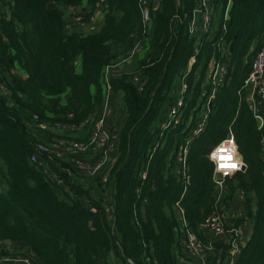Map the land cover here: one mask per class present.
Masks as SVG:
<instances>
[{
    "label": "trees",
    "instance_id": "obj_1",
    "mask_svg": "<svg viewBox=\"0 0 264 264\" xmlns=\"http://www.w3.org/2000/svg\"><path fill=\"white\" fill-rule=\"evenodd\" d=\"M51 1L57 6L48 8ZM199 1L158 0L159 8L151 1L152 20L144 24L141 0H0L1 240L24 244L36 264H188L180 260V217L206 237L201 223L217 192L208 154L231 132L247 171L227 179L225 200L242 189L256 202L236 264H264L262 132L243 86L264 38V0H233L225 32L214 27L213 10H225L231 0H210V30L192 32ZM100 12L101 26L88 28ZM222 32L233 42L229 76L210 107L211 87L204 90L201 75ZM139 41L146 51L107 76ZM106 79L126 114L111 161L86 175L73 158L92 161L98 152L74 154L56 139L88 137L105 105ZM180 99L185 104L173 114ZM199 105L208 121L193 136ZM62 127L86 133L74 136ZM2 246L0 254H7Z\"/></svg>",
    "mask_w": 264,
    "mask_h": 264
},
{
    "label": "built area",
    "instance_id": "obj_2",
    "mask_svg": "<svg viewBox=\"0 0 264 264\" xmlns=\"http://www.w3.org/2000/svg\"><path fill=\"white\" fill-rule=\"evenodd\" d=\"M231 2V1H230ZM151 0H141V8L143 13V22L144 24H149L152 20V9L150 7ZM210 0H200L199 6L196 9L197 15L194 17V20L191 24V31L196 32L202 28L205 32L209 31L212 25V14L210 8ZM156 7V6H155ZM157 8V7H156ZM155 8V9H156ZM76 11L74 10L73 13ZM93 17V19H95ZM76 21H81L80 16H76ZM69 28L71 24L67 25ZM225 29V28H224ZM143 42L139 41L137 44L116 64L108 67V73L111 69L121 66L123 63L128 62L131 58L135 56V53L144 48ZM219 49L221 53L222 48ZM195 60V58H192ZM215 62L212 69V74L210 76L209 85L211 87L209 99L207 105L211 103V99L214 98L217 89L220 87L222 78L225 77L227 72L226 65L220 61ZM220 62V63H219ZM264 38L263 42L255 54V57L252 62V68L244 80L243 86L246 88L251 87V91L248 95V101L252 106L254 111L255 118L261 120L260 130H264ZM107 93L105 99V105L103 107L100 117L95 121V124L92 125L90 133L86 139L83 140H69V139H56V141L67 144V149L74 154H82L89 152L93 149L100 150L97 157L94 160L90 161L87 159L78 158L77 162L79 166L87 171L89 175H97L103 166H106L111 161V152L116 146V141L118 138L117 130H109L106 127V117L109 114L111 109V85L109 80L106 79ZM140 88H143L141 86ZM7 92V91H6ZM207 92V91H206ZM205 96V95H204ZM184 101L180 99L178 104L173 106V114L178 112L183 106ZM206 109H201L199 117L196 120V125L192 129L193 136L199 135L204 131L205 125L208 121ZM171 121L164 124L167 127ZM67 129L69 127H62ZM229 136L234 137L231 132L225 138ZM224 138V139H225ZM191 139H187V145L183 149V156L189 152V143ZM236 141V140H235ZM56 144V142H55ZM57 146V144H56ZM261 150L264 152V138L261 140ZM181 154V155H182ZM180 155L179 160L182 159ZM1 159V156H0ZM32 160H37L35 157ZM43 164V162H39ZM246 170H240L237 172H246ZM46 174L57 184H62L61 179L47 168L45 169ZM237 172L227 177H220L214 170V182L216 184L217 192L216 198L214 200L213 208L208 217L201 223V229L209 233V236L206 238L200 236L193 229L188 228V223L185 218L180 217V221L185 227L186 233L183 239L184 245L186 246L188 252L193 256L195 264H236V256L243 251L246 246L244 241L241 229L237 226L232 228L226 227L225 218L230 214V204L226 202V181L228 178H232ZM145 176V174H144ZM222 181V183L220 182ZM227 238V241L225 238ZM220 239L223 242V245L220 249H217L213 241ZM0 264H36L34 260L25 253H7L0 254Z\"/></svg>",
    "mask_w": 264,
    "mask_h": 264
},
{
    "label": "crops",
    "instance_id": "obj_3",
    "mask_svg": "<svg viewBox=\"0 0 264 264\" xmlns=\"http://www.w3.org/2000/svg\"><path fill=\"white\" fill-rule=\"evenodd\" d=\"M153 3H155V6L157 8L158 7V0H151ZM233 0H231V3L225 7L224 10V6L221 5L220 7V11L219 10H213V16L215 18V22L218 20L219 24L221 25V29L223 28L224 32L225 30H227V21L229 20L230 14H229V10L232 6ZM226 12V13H225ZM103 13H99L95 19H93L89 25L87 26L88 28L94 29V28H99V26H101V24L103 23ZM67 19L70 21H73L71 18V15L69 13H67ZM86 27V28H87ZM225 28V29H224ZM200 32V37L205 34V33H201ZM213 34V33H211ZM210 36L213 38L214 34ZM222 32V36H221V41L217 44V50H216V56H213L207 65L206 71L203 75L204 78V90L206 89V86H209V80L207 81V75H208V71L211 68V66L214 67V63L219 61L218 59H220L221 62H223L226 67H227V72L225 74V77L222 78V82L220 87L222 86L224 80L225 82L228 80V76H229V61L231 59V54H232V50L233 47L231 49V46H233V42H228L226 39V34H224ZM221 42H222V52H219V49L221 48ZM133 63L130 62V65ZM220 63V62H219ZM191 62L189 63V69L191 68ZM127 65V64H126ZM126 65L119 67V69H113V70H122L123 67H125ZM129 65V64H128ZM127 67V66H126ZM212 72V69H211ZM198 77H200V74L197 75ZM198 78H196L197 80ZM264 81V78H263ZM224 82V83H225ZM187 87V81L185 80V78H183V82L181 84V92L183 91V89ZM246 88V87H245ZM247 89V94L249 95V92L251 91V87L246 88ZM203 93L205 94V91H203ZM201 93V94H203ZM201 97V96H199ZM110 98H111V109L109 111V114L106 117V127L109 130H120V127L122 125V122L124 120L125 114H126V110H125V105H123L121 103V96H119V98L116 99V97L114 96V93L111 91L110 92ZM184 111L186 112V108L184 109ZM264 129V128H263ZM61 132H65V133H69L71 135L74 136H82L83 134L86 133L85 129L82 128H67V129H61ZM262 132V138H264V130H261ZM261 138V140H262ZM99 154L100 150L98 149H93L89 152H85L83 153V155H85L86 157L91 158L92 155H94L95 153ZM262 154L264 155V152H262ZM73 162L75 164V167L83 174L88 175L87 171L83 168H81L77 162V160L75 158H73ZM105 166L102 167V169ZM101 169V170H102ZM252 198V200H250V198ZM230 211H233V217L232 221L234 222L235 226L238 225L237 227H239L243 232H245L246 234V239L247 241L249 240L252 230H253V226H254V214H255V208H256V202H255V197L253 193H247L246 191L242 190V189H238L232 196L231 201H230ZM232 205V206H231ZM235 209V210H234ZM239 219H244L243 223H237ZM181 223V222H180ZM181 230L182 232H180V235L178 236V238H180L181 243H182V250L184 252V254L180 255V260L184 263H188V264H193V262L195 261L193 256L188 252L186 246L184 245L183 239L185 237V227L183 226V224H180ZM203 233L206 237L209 236V233L205 230H203ZM225 238V237H224ZM227 241V238H225ZM2 247L8 251V253H16L17 251H22V253L25 254H30L32 256H34L33 254L30 253L29 249L24 245V244H20L17 242H12L11 244H9L7 241H3L2 240ZM181 248V245H180ZM179 248V249H180Z\"/></svg>",
    "mask_w": 264,
    "mask_h": 264
},
{
    "label": "clouds",
    "instance_id": "obj_4",
    "mask_svg": "<svg viewBox=\"0 0 264 264\" xmlns=\"http://www.w3.org/2000/svg\"><path fill=\"white\" fill-rule=\"evenodd\" d=\"M208 159L220 177L230 176L237 171L246 170L247 167L235 138L231 136L219 141L208 154ZM129 264H132L131 260Z\"/></svg>",
    "mask_w": 264,
    "mask_h": 264
},
{
    "label": "rangeland",
    "instance_id": "obj_5",
    "mask_svg": "<svg viewBox=\"0 0 264 264\" xmlns=\"http://www.w3.org/2000/svg\"><path fill=\"white\" fill-rule=\"evenodd\" d=\"M219 11H220V8H219ZM219 26H220V24H219V22H218V20L215 22V28L217 29V28H219ZM146 46H144V48H145ZM147 48V47H146ZM146 48H145V51H146ZM144 51V52H145ZM211 69H213V66H211V68L209 69V71H208V75H207V81L209 80V78H210V76H211ZM205 94L203 93V94H201L200 96L201 97H203ZM210 95V94H209ZM210 98V97H209ZM196 108H200V110L201 109H203L202 108V106L201 105H199V106H197ZM172 112H173V110H172ZM191 117H193V114H191L190 115ZM168 117H169V115H168ZM236 183H237V180H236ZM232 206V205H231ZM235 210V209H234ZM229 215L225 218V221H226V227L227 228H232V227H235V224H234V222L232 221V218H234L233 217V211H229ZM241 234H242V237H243V239H244V241L247 243V239H246V234H245V232H243L242 230H241ZM226 240V239H225ZM240 255H242V251L239 253Z\"/></svg>",
    "mask_w": 264,
    "mask_h": 264
},
{
    "label": "water",
    "instance_id": "obj_6",
    "mask_svg": "<svg viewBox=\"0 0 264 264\" xmlns=\"http://www.w3.org/2000/svg\"><path fill=\"white\" fill-rule=\"evenodd\" d=\"M55 6H57V2H55V1H51V2L48 4V8H53V7H55ZM232 47H233V46H231V49H232ZM211 104H212V103H210V107H211ZM256 123H257V126H260V124H261V120H260L259 118H256ZM245 178H246V180H247L248 183H251V182H252V179H251V177H250L249 174H246ZM7 242H8L9 244L12 243L11 240H9V241H7ZM1 243H2V240L0 239V244H1ZM213 244H214V246H215L217 249H220V248L222 247V245H223V242H222L220 239H217V240L213 241ZM240 257H241V255L238 254V255L236 256V259L239 260Z\"/></svg>",
    "mask_w": 264,
    "mask_h": 264
}]
</instances>
